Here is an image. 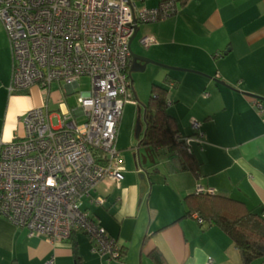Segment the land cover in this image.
Masks as SVG:
<instances>
[{
    "label": "crops",
    "instance_id": "crops-1",
    "mask_svg": "<svg viewBox=\"0 0 264 264\" xmlns=\"http://www.w3.org/2000/svg\"><path fill=\"white\" fill-rule=\"evenodd\" d=\"M133 1L135 7H155L159 0ZM162 20H167V29L161 37L151 35L155 43L145 48L138 42L150 59L173 67L154 64L148 98L152 84L166 89L167 111L181 136L195 134L192 119L200 123L203 142L190 141L197 175L173 169L175 151L168 146L150 153L148 147H140L149 159L141 154L149 182L145 191H140V169L133 161V166L123 164L119 187L104 181L93 190L94 195L105 197L103 205L84 204L124 249L122 258L100 257L81 231L63 242H53L28 235L25 228L0 216V264H45L49 260L51 264H155L149 256L153 249L166 264H207V257L212 264H243L234 242L220 227L206 220L199 225L196 214L185 215L184 198L199 184L264 215V0H188L175 15ZM153 22L157 21L141 24ZM11 63L0 21L3 142L23 136L22 118L28 109L46 105L48 111L57 113L50 107L73 93L58 82L48 91L32 85L24 92H10ZM137 103H129L133 122ZM68 112L77 122L84 119L77 106ZM120 126L121 119L116 142L121 150L132 144L126 137V125ZM144 127L143 122L142 132Z\"/></svg>",
    "mask_w": 264,
    "mask_h": 264
},
{
    "label": "built area",
    "instance_id": "built-area-1",
    "mask_svg": "<svg viewBox=\"0 0 264 264\" xmlns=\"http://www.w3.org/2000/svg\"><path fill=\"white\" fill-rule=\"evenodd\" d=\"M183 1L135 7L133 0H0L12 58L10 92L32 85L48 91L58 82L75 93L81 77L90 82L76 97L81 122L70 112L34 107L22 118L23 136L0 141V216L53 242L81 231L100 257L119 259L121 246L84 204L103 205L105 197L93 190L104 181L119 187L124 171L116 142L124 105L136 104L127 73L130 37L141 23L175 15ZM139 43L146 48L155 40L144 35ZM191 126L195 134L176 136L188 151L190 141L203 142L200 123L192 119ZM195 191L215 192L199 184Z\"/></svg>",
    "mask_w": 264,
    "mask_h": 264
},
{
    "label": "trees",
    "instance_id": "trees-1",
    "mask_svg": "<svg viewBox=\"0 0 264 264\" xmlns=\"http://www.w3.org/2000/svg\"><path fill=\"white\" fill-rule=\"evenodd\" d=\"M24 91L25 89L20 92ZM144 104L147 127L139 145L152 150L168 146L175 151V154L171 155L173 169L189 170L197 175L198 163L190 143L191 151H188V146L176 137L179 133L175 119L167 111L166 89L152 84L148 101ZM184 201L185 215L196 214L204 221L220 227L231 238L243 264H259L264 261V215L249 209L244 202L223 192L198 193L194 188L193 193L186 195ZM75 233L76 231H73L70 238ZM123 256L124 249L121 247L119 258ZM149 256L155 264H166L162 254L156 249L151 250Z\"/></svg>",
    "mask_w": 264,
    "mask_h": 264
},
{
    "label": "rangeland",
    "instance_id": "rangeland-1",
    "mask_svg": "<svg viewBox=\"0 0 264 264\" xmlns=\"http://www.w3.org/2000/svg\"><path fill=\"white\" fill-rule=\"evenodd\" d=\"M157 22H153V23H149V24H140L138 26V30L137 33L135 35V37L133 38L131 45H130V49L131 52L133 54H138L141 56H144L146 58H149L148 56H146V51L138 44L139 39L142 35L144 34H150L156 37H161L162 33H163V29H167V20H156ZM152 61H154V63H149L148 66H146L142 71H132L131 72V78L133 79L134 82V86L136 89L135 90V94H136V98L138 103H142L144 104L148 98V94H149V87L150 84L152 83V78H153V73L155 71L154 68V64L160 63L159 61H156L154 59H151ZM162 64V63H160ZM133 86V84H132ZM77 92L75 93H69L66 96V101L65 102H61L58 103L54 106L50 107V110H54L59 114H64L66 112L69 111V109H73L77 106V101H76V97L79 93L83 92V91H89L90 90V82H89V78L86 76H83L80 78L79 80V86L76 88ZM131 108V109H130ZM137 120V119H136ZM136 120L133 122V106L129 103H126L124 105V109H123V113L121 116V126L120 129L123 126L126 125L125 127V132H126V137L128 139L129 142H131V144L133 145V142L136 143L137 138L134 135V131H135V125H136ZM52 124L56 125L57 124V118L53 117L52 118ZM141 125H143V122L141 121ZM124 132V131H123ZM142 136V131L139 137ZM132 145H128L127 147L122 148L120 151L121 154V158H122V163L125 166H133V163L136 161L135 158L133 157V154L136 152V148L133 150V146ZM148 151L150 153V151L152 152L153 150L151 148H148ZM147 151V153H148ZM141 154H143L144 158L146 157L147 161H149V159L146 156V152L144 151V149L142 150V152L140 151V159L142 162V156ZM125 157H126V162H125ZM134 161V162H133ZM138 176V173H137ZM87 204V203H85ZM102 208V207H101Z\"/></svg>",
    "mask_w": 264,
    "mask_h": 264
},
{
    "label": "water",
    "instance_id": "water-1",
    "mask_svg": "<svg viewBox=\"0 0 264 264\" xmlns=\"http://www.w3.org/2000/svg\"><path fill=\"white\" fill-rule=\"evenodd\" d=\"M137 30H138V26L135 27V30H134L132 36L130 37L129 45H128L129 52H130V65H129V68H128V76H129L130 82H131V91L133 93V97L136 100H137L136 94H135V91H134L133 86H132L133 79L131 78V72L132 71H142L147 63H151V62L154 63V61H152L149 58H146V57L138 55V54H133L131 52L130 45H131V42H132L133 38L135 37V35L137 33ZM157 64L162 65L164 67L173 68V67H170V66H167V65H164V64H160V63H157ZM222 84H225V83L222 82ZM145 110H146L145 104L137 103V120H136L134 135L138 139V141H137V146H136L137 147L136 148V152L133 154V157L136 160L135 161V167L140 169L138 171V177L140 179V191L141 192H144L145 189H146V186H149V182L147 180L148 177H147V174H146L147 170L144 167V161L141 162L140 151H139V148L143 147V146L139 145V141H140V139H142L145 136L146 127H147V125L145 123ZM141 121L144 122L145 127L143 129L142 136L140 138L139 136H140V133L142 131ZM145 159H146V157H145Z\"/></svg>",
    "mask_w": 264,
    "mask_h": 264
},
{
    "label": "flooded vegetation",
    "instance_id": "flooded-vegetation-1",
    "mask_svg": "<svg viewBox=\"0 0 264 264\" xmlns=\"http://www.w3.org/2000/svg\"><path fill=\"white\" fill-rule=\"evenodd\" d=\"M130 65V58H129V63H128V66Z\"/></svg>",
    "mask_w": 264,
    "mask_h": 264
}]
</instances>
